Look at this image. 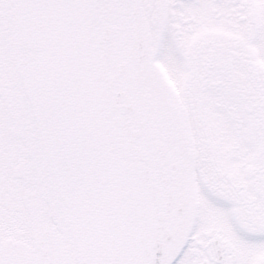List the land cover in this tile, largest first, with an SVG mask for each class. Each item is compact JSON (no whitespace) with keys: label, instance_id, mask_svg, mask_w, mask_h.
Listing matches in <instances>:
<instances>
[{"label":"snow or ice","instance_id":"1","mask_svg":"<svg viewBox=\"0 0 264 264\" xmlns=\"http://www.w3.org/2000/svg\"><path fill=\"white\" fill-rule=\"evenodd\" d=\"M0 264H264V0H0Z\"/></svg>","mask_w":264,"mask_h":264}]
</instances>
